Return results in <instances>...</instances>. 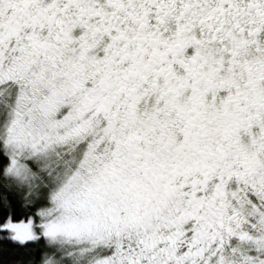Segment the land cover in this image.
I'll list each match as a JSON object with an SVG mask.
<instances>
[{"label": "snow or ice", "instance_id": "snow-or-ice-1", "mask_svg": "<svg viewBox=\"0 0 264 264\" xmlns=\"http://www.w3.org/2000/svg\"><path fill=\"white\" fill-rule=\"evenodd\" d=\"M0 264H264V0H0Z\"/></svg>", "mask_w": 264, "mask_h": 264}]
</instances>
